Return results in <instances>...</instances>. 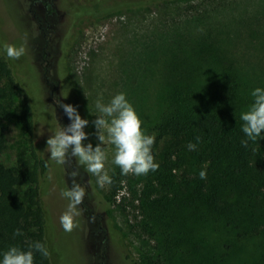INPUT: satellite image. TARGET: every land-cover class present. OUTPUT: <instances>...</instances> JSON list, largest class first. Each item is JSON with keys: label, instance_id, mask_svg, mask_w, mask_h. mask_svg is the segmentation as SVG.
<instances>
[{"label": "rangeland", "instance_id": "1", "mask_svg": "<svg viewBox=\"0 0 264 264\" xmlns=\"http://www.w3.org/2000/svg\"><path fill=\"white\" fill-rule=\"evenodd\" d=\"M100 5H108L112 14L99 21L72 23L77 10ZM214 42L232 50L245 68L262 72L264 0H42L41 4L0 0V53L21 87L11 118L0 122L7 128L1 161L17 174L23 171L19 155L30 157L32 144L22 114L25 101L35 122L33 145L49 162L43 202L55 264H128V256L141 261L152 248L129 230L128 222L134 223L136 213L124 215L115 206L105 210L102 202L111 195L110 184L100 187L98 177L71 154L63 165L50 159L47 139L71 123L58 104L76 107L81 118L89 121L85 146L100 143L93 123L102 116L97 99L108 104L119 93L126 94L146 133L162 108L164 66L171 53H190L196 44ZM5 44L23 45L25 55L10 59ZM101 133L105 171L111 178L119 168L113 162L116 148L107 132ZM74 169L80 172L78 182L85 188V197L75 217L79 227L66 232L60 217L69 200L61 193L71 188L69 174ZM18 190L24 199L26 187Z\"/></svg>", "mask_w": 264, "mask_h": 264}, {"label": "trees", "instance_id": "2", "mask_svg": "<svg viewBox=\"0 0 264 264\" xmlns=\"http://www.w3.org/2000/svg\"><path fill=\"white\" fill-rule=\"evenodd\" d=\"M112 12L108 5L80 9L72 23L99 21ZM193 47L190 53H171L162 108L145 133L155 137L152 155L159 169L138 176L123 175L119 167L102 203L105 210L136 213L129 230L152 247L141 261L128 256V264H264V132L243 147L247 137L240 119L254 102L252 91L264 89V69L245 68L216 42ZM20 92L0 53V122L11 118ZM22 108L32 145L29 158L19 155L23 171L17 174L1 161L7 128L0 125V261L10 247L28 251L39 242L49 256L31 249L34 264H55L43 202L49 162L33 145L35 122L25 101ZM202 170L206 179L199 176ZM20 187H26L24 199Z\"/></svg>", "mask_w": 264, "mask_h": 264}, {"label": "clouds", "instance_id": "3", "mask_svg": "<svg viewBox=\"0 0 264 264\" xmlns=\"http://www.w3.org/2000/svg\"><path fill=\"white\" fill-rule=\"evenodd\" d=\"M4 48L7 56L13 60H19L26 52L23 45L17 47L5 44ZM251 95L254 97V102L240 117L244 122L242 132L247 137L241 141L243 147H247L249 141L257 142V138L264 132V89L258 87L252 91ZM58 106L63 109L71 123L67 127H60L59 131L47 139L46 150L50 152L51 160L63 165L67 163L69 154H71L72 157L78 158L80 164L86 166L88 173L98 177L97 183L100 187L111 184V178L105 171L106 153L101 147L105 141L101 130H105L110 142L116 148L113 162L121 168L123 175H147L150 171L154 172L159 169V164L155 162L152 155L155 137L144 133L143 121L126 99V94L115 95L108 104H104L102 98L97 99L96 108L102 116L93 122L97 129V139L100 142L95 147L91 143L86 146L83 144V141L89 138V134L84 131L89 121L82 119L77 108L72 105L59 103ZM196 140L199 142L200 137ZM188 149L196 150V144L189 143ZM199 176L201 179H206V171H200ZM69 177L72 181L71 188L61 193L69 200L67 210L60 217L61 225L66 232L79 227L75 217L80 215L77 208L83 203L85 197V188L78 182L79 170L71 171ZM15 234L22 235L19 229ZM31 249L40 252L45 257L49 256L45 245L35 242L28 251H22L15 246L10 247L3 254L0 264H34V252Z\"/></svg>", "mask_w": 264, "mask_h": 264}, {"label": "flooded vegetation", "instance_id": "4", "mask_svg": "<svg viewBox=\"0 0 264 264\" xmlns=\"http://www.w3.org/2000/svg\"><path fill=\"white\" fill-rule=\"evenodd\" d=\"M33 2L41 4L42 0H33ZM45 9H48V5L47 4H45ZM40 29H41V27H40Z\"/></svg>", "mask_w": 264, "mask_h": 264}]
</instances>
